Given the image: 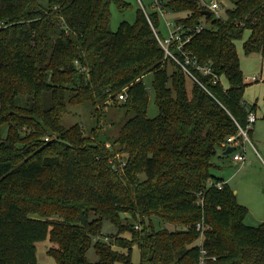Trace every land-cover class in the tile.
<instances>
[{
	"label": "trees",
	"instance_id": "obj_1",
	"mask_svg": "<svg viewBox=\"0 0 264 264\" xmlns=\"http://www.w3.org/2000/svg\"><path fill=\"white\" fill-rule=\"evenodd\" d=\"M228 1L222 19L203 14L210 0H160L167 13L186 14L177 20L191 36L183 49L206 92L180 66L166 72L157 12L140 9L135 24L112 32L111 6L123 12L125 0H49L47 9L0 0V264H38L37 244L46 240L57 264H134L135 245L140 264H198L201 234L216 258L208 264H264V223L247 226L248 210L211 173L253 111L243 104L237 51L246 32L245 55L264 60V0ZM203 23L211 28L198 31ZM110 102L124 112L115 138L102 108ZM88 103L96 120L89 135L82 124L63 126L69 108ZM120 160L118 172L112 164ZM106 221L118 232L109 244L99 239Z\"/></svg>",
	"mask_w": 264,
	"mask_h": 264
},
{
	"label": "rangeland",
	"instance_id": "obj_2",
	"mask_svg": "<svg viewBox=\"0 0 264 264\" xmlns=\"http://www.w3.org/2000/svg\"><path fill=\"white\" fill-rule=\"evenodd\" d=\"M125 1L130 5V7L123 12L119 11L115 5L111 6L110 30L112 32L117 31L122 22H126L130 25L135 24L138 18V11L141 9L145 14H153L155 12L159 14V29L154 30L155 32H160L159 38L164 39L169 37V28L167 23H172L173 26L171 27V30H174L177 26H179L177 24V20L186 17L185 13L175 14L169 12L164 16L161 15V12L158 11L159 7L155 4V0ZM207 1L209 0H206V2ZM211 1H216L221 6V9L218 11V17L226 19V11L231 10L233 5L228 0H210V2ZM37 2L43 9H47L49 6V0H37ZM202 25L211 28L210 24L206 25L203 23ZM248 35L249 32H246L244 38L238 41L237 51L240 57L241 69L245 80H249L252 76H259L258 82H247L248 86L243 93V100L246 101V107L248 109H253L254 111L251 113L255 115L256 123L249 128L247 122L245 128L248 129V132H250V134H248V142L244 146H240L238 148L239 152L245 150L243 153L245 161L243 163L236 162L232 160V153L229 155L220 153L213 159L211 173L216 179L227 184L229 189L234 192L237 203L244 206L248 210L249 213L245 219V224L250 227H257L264 223V62L258 55H245L243 43L247 39ZM160 48L164 51L161 45ZM173 48L176 47L173 46ZM163 63L168 74L178 72V66L173 59L167 58L164 55ZM143 82L147 90H151L152 75H147ZM185 88H187L189 92L195 88L194 82L188 77L185 78ZM149 93L151 100L148 116L150 118H154L159 114V110L154 103L153 92L150 91ZM119 102L121 101H118V103ZM109 104L102 107L103 110L107 112L104 116V122H109V125H111V121H115L117 123V126L113 127L108 125L109 130L106 131L109 136L115 138L119 132L118 123L121 120L123 121L124 112L115 107L113 102H110ZM92 112L93 109L89 103L78 107H71L62 120L63 126L69 128L76 123L82 124L84 126V132L87 136L91 133L92 128L96 126V120ZM104 128L106 130V126ZM3 134L5 137L6 127H4ZM22 134L23 130H19L21 138L24 137ZM144 220L145 224H148V219ZM152 222L155 228L159 229V220L152 218ZM133 223L139 225V230H142L144 226L143 224L134 221ZM117 233L118 232L115 227L106 221L104 223L103 234L99 239L109 244L111 242L109 238ZM125 235L126 233H124L123 236ZM53 246L54 245L49 243L48 240L37 244L38 264H57L55 260L47 254L48 250ZM96 259L94 251L91 250L89 253V260L95 262ZM131 259L134 264L141 263L140 249L136 245L133 246L131 250Z\"/></svg>",
	"mask_w": 264,
	"mask_h": 264
},
{
	"label": "built area",
	"instance_id": "obj_3",
	"mask_svg": "<svg viewBox=\"0 0 264 264\" xmlns=\"http://www.w3.org/2000/svg\"><path fill=\"white\" fill-rule=\"evenodd\" d=\"M155 4L159 7L158 11L161 12V15L164 16L167 14V12H165L164 9L161 8L160 0H155ZM206 7L208 8L209 11L214 12L217 16H218V11L221 9V6L216 1H211L208 5H206ZM167 26L169 28V37L161 39L156 34V37H157L159 44L161 45V47L165 51V56L167 58L173 59L174 62L178 66H180V68L183 70V72L188 77H190L193 81L197 82L202 87V89H204L206 92H208L206 87L196 79V77L193 75L192 71L190 70L189 66L191 65L192 61L189 59L188 55L184 52V49H183L185 44L190 41L191 36L190 35L185 36L184 30H183L182 26H180V25L177 26L174 30H171V27L173 26L172 23L171 24L167 23ZM204 28H205L204 26H200V27H198V31H201ZM173 46H175L176 48H173ZM174 51L180 52L182 54V56L184 57L182 59L183 61H181L179 59V57L174 53ZM193 63L195 64L196 62L193 61ZM197 69L199 71H201L204 75L211 73L210 69L207 66H204V67L198 66ZM81 70L85 71L84 68H81ZM253 80L256 81V78H253ZM215 83H217V82L215 81ZM126 98H127V92H126V89H123L119 93L118 99L120 101H125ZM247 122H248L249 128L256 122V117L253 113L249 114ZM248 133H249L248 129L244 130L241 127H239V132L237 135L230 136L226 139L227 146L235 148V151L232 153V160L233 161L240 162V163H243L245 161V157L243 155V152L242 151L239 152L238 148L240 146H244L248 142ZM117 158H118V156H117ZM118 160H119V158H118ZM119 163H120L119 165H117L116 163L112 164L113 169L118 171V172L123 171V169L126 165V162H124L122 160H120ZM224 185H225V183L220 182V183H217L215 186L219 190H221ZM198 203H201V204L203 203L201 194L199 195ZM196 228H197V230H200V232L202 233L203 228H202L201 224H197ZM135 229L139 230V225L135 224ZM202 242H203V236L201 234V236L198 240V244H197L200 247V258H199L198 264H208L209 260L216 261L215 257H209L207 251L202 247Z\"/></svg>",
	"mask_w": 264,
	"mask_h": 264
},
{
	"label": "crops",
	"instance_id": "obj_4",
	"mask_svg": "<svg viewBox=\"0 0 264 264\" xmlns=\"http://www.w3.org/2000/svg\"><path fill=\"white\" fill-rule=\"evenodd\" d=\"M262 61L264 62V60L262 59ZM263 65V64H262ZM253 78H256V81H254L253 80ZM249 79V78H248ZM259 81V76H252L249 80H245V82L247 83H254V82H258ZM243 104L246 106V101H243ZM254 112V111H253ZM256 123V122H255ZM254 123V124H255ZM248 134H250V132L248 133ZM242 152L244 153L245 152V150H242ZM244 155V154H243Z\"/></svg>",
	"mask_w": 264,
	"mask_h": 264
},
{
	"label": "water",
	"instance_id": "obj_5",
	"mask_svg": "<svg viewBox=\"0 0 264 264\" xmlns=\"http://www.w3.org/2000/svg\"><path fill=\"white\" fill-rule=\"evenodd\" d=\"M203 14L210 15V11H204ZM234 151H235L234 147H227V149L225 150L224 154L225 155H229V154L233 153Z\"/></svg>",
	"mask_w": 264,
	"mask_h": 264
}]
</instances>
